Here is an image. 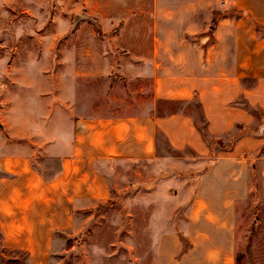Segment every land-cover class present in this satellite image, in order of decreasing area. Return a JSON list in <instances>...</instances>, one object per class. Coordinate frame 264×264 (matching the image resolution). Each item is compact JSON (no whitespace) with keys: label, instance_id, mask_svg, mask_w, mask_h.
<instances>
[{"label":"rangeland","instance_id":"374dc122","mask_svg":"<svg viewBox=\"0 0 264 264\" xmlns=\"http://www.w3.org/2000/svg\"><path fill=\"white\" fill-rule=\"evenodd\" d=\"M170 1H203L209 7L207 22L204 11L201 16L199 10L181 9L171 21L168 10L156 11L160 30L167 34L170 27L174 31L171 44L192 46L190 40L202 34L208 36L205 44L216 42L217 22L227 12L218 10L215 0L160 2ZM91 3L0 0V156L5 158V169L0 170L4 179L0 180V264H154L159 233L182 226L196 179L219 149L206 135L210 156L200 157L188 149H170L159 135L154 158H116L97 164L108 184V194L100 201L91 200L85 190L89 170L69 162L63 169L73 117L57 98L61 43L74 12L99 18L101 11ZM96 31L101 37L98 27ZM169 41L161 47L164 53ZM189 53L192 55L191 50ZM217 55L213 48L209 71L217 69ZM60 76L62 80L64 75ZM116 76L107 81L78 78L76 109L89 114L90 96L105 113L142 109L140 96H149L150 76L144 80L133 76L129 82ZM64 82H70L68 75ZM156 106L160 114L181 109L193 117L198 129L204 126L193 98L187 103L162 100ZM262 136L261 146L249 155L254 167L248 201L236 209V264H264V133ZM29 175L32 179L26 184Z\"/></svg>","mask_w":264,"mask_h":264},{"label":"crops","instance_id":"0c3cea01","mask_svg":"<svg viewBox=\"0 0 264 264\" xmlns=\"http://www.w3.org/2000/svg\"><path fill=\"white\" fill-rule=\"evenodd\" d=\"M90 1L95 10L101 11L99 18L74 12L67 37L61 43L57 98L73 117L70 150L63 158V169L69 162L77 169L89 170L90 181L83 182L87 184L85 190H89L91 200L100 201L108 194V184L97 164L116 158H154L159 135L172 150L188 149L206 156L208 146L193 117L181 109L160 114L156 106L162 100L187 103L193 98L204 119L206 135L229 148L217 149L211 165L197 177L182 226L159 233L153 263L236 264V209L248 201L254 167L249 155L263 142V136L238 133L242 128L256 130L264 122V0H215L217 9L227 12L217 22L216 42L205 44L208 36L202 34L190 40L192 46L171 44L174 31L170 27L167 34L160 30L156 11L168 10L169 21L181 9L199 10L201 16L204 11L207 22L206 2ZM75 13L88 19L79 20L71 29ZM97 27L101 37H97ZM167 41L164 53L161 47ZM213 48L218 53L217 69L209 71ZM116 74L127 82L133 76L141 80L150 76V94L140 96L142 109L136 113H105L91 96L89 114L76 109L78 78L107 81ZM60 75H64L62 80ZM67 75L68 84L64 82ZM0 159L2 170L5 158ZM31 179L26 176V184Z\"/></svg>","mask_w":264,"mask_h":264},{"label":"water","instance_id":"95a60500","mask_svg":"<svg viewBox=\"0 0 264 264\" xmlns=\"http://www.w3.org/2000/svg\"><path fill=\"white\" fill-rule=\"evenodd\" d=\"M81 19H88V17H86L85 15H82V14L75 13L73 15V18H72L73 23H72L71 29L74 27L76 22H78ZM0 127H1V125H0ZM242 133H247V134H250L252 136H262V134L264 133V122H262L261 125L256 130H250L247 128H242V129H240L238 134H242Z\"/></svg>","mask_w":264,"mask_h":264},{"label":"trees","instance_id":"16d2710c","mask_svg":"<svg viewBox=\"0 0 264 264\" xmlns=\"http://www.w3.org/2000/svg\"><path fill=\"white\" fill-rule=\"evenodd\" d=\"M202 121H203V123H204V119H203V117H202ZM198 129V128H197ZM198 131L200 132V135H201V137H202V139L204 140V142L206 143V145H208V143H207V141L205 140V138H206V133H205V131H204V126L203 127H200L199 129H198ZM214 142H215V144H217V146H218V148L219 149H228L229 148V145L228 144H224V143H222L219 139H214ZM206 156H210V148H209V146H208V153H207V155ZM211 160L209 161V164L206 166V167H204L203 168V171L204 170H206L210 165H211ZM202 171V172H203Z\"/></svg>","mask_w":264,"mask_h":264}]
</instances>
